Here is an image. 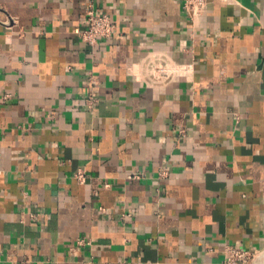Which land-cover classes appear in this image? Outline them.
Wrapping results in <instances>:
<instances>
[{
  "label": "crops",
  "instance_id": "obj_1",
  "mask_svg": "<svg viewBox=\"0 0 264 264\" xmlns=\"http://www.w3.org/2000/svg\"><path fill=\"white\" fill-rule=\"evenodd\" d=\"M90 6L115 25L95 47ZM236 245L264 253V0L194 23L176 0H0V264Z\"/></svg>",
  "mask_w": 264,
  "mask_h": 264
},
{
  "label": "built area",
  "instance_id": "obj_2",
  "mask_svg": "<svg viewBox=\"0 0 264 264\" xmlns=\"http://www.w3.org/2000/svg\"><path fill=\"white\" fill-rule=\"evenodd\" d=\"M182 4L185 15L194 23L203 16L207 6L214 0H176ZM86 27L79 33L82 42L90 47H95L103 39H107L115 32V25L111 19L88 7L86 10ZM74 179L83 184L86 175L83 171H77ZM222 264H255L258 259L264 256L263 251H252L241 246H227L223 251Z\"/></svg>",
  "mask_w": 264,
  "mask_h": 264
}]
</instances>
